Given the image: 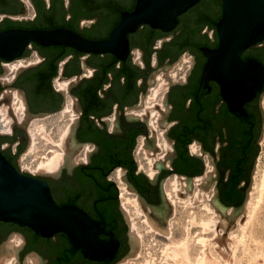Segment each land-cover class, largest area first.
Segmentation results:
<instances>
[{
	"label": "flooded vegetation",
	"instance_id": "obj_1",
	"mask_svg": "<svg viewBox=\"0 0 264 264\" xmlns=\"http://www.w3.org/2000/svg\"><path fill=\"white\" fill-rule=\"evenodd\" d=\"M136 2L137 0H0V31L8 28L66 26L90 38H107L122 19L123 11H132ZM222 10L223 0H198L178 15L177 23L170 29L142 24L127 33L129 50L124 59L112 52H84L74 46L44 45L34 40L27 42L14 56L0 54V99L4 97L2 95L7 88L20 91L27 110L24 118H29L57 111L70 97L74 99L78 112L74 124L75 137L81 143H91L90 159L86 162L77 161L71 167L63 164L53 172L38 176L49 183L53 196L59 203H74L83 207L105 228L106 231L101 232L100 236L108 239V232L112 231L120 244L109 263L88 258L73 260L67 264H114L128 253L131 232L127 217L120 201L109 194L110 188L114 190L117 186L116 183L109 184L112 181L109 174L122 165L110 166L113 161L100 142L104 140L118 149L129 145V150L126 147L124 149L134 158L135 145L131 147L133 139H137L142 133L148 134L150 127L146 117L132 114V107L141 105V99L156 71L176 64L183 55L185 66H180L179 71H172L175 77H171L173 73H170L169 85L163 95L162 120L166 124L165 132L173 144V169L155 175L153 181L145 175L146 191L138 188L129 177L128 179L142 197L158 206L157 199L162 200L160 183L169 172H172L170 175L183 173L187 177H194L205 169L203 155L211 154L216 169L221 174L220 197L226 204L236 203L235 200L227 202L223 191L230 173L235 172L236 162L240 157L243 178L239 186L248 182L253 164L255 136L259 133L261 122V92L243 104L244 111L232 110L223 95L220 82L204 73L208 57L202 47L213 48L218 45L217 22ZM263 50L264 45L254 44L244 49L241 55L244 59L253 57L264 62ZM21 58L32 61L10 75L6 64ZM54 60H57L58 70L53 75ZM56 77L68 80V86L65 89L56 86ZM68 87L69 91L66 90ZM17 122L21 121L17 119ZM90 123H95L98 129L90 126ZM26 134L29 133L26 131ZM26 134L17 123L9 131L0 129V148L19 169L17 161L26 146ZM13 144L16 145L15 149H12ZM192 144L198 145L201 154L192 152ZM177 148L187 150L186 170L180 171L178 168ZM241 192L243 193V187ZM12 223L14 222L0 221V249L6 238L12 233H19L23 238L20 258L34 251L41 256L43 264H61L56 262L55 254L67 244L63 234L59 233V240L55 236L51 237L52 243L49 246L40 243L32 247V233L27 226L17 223L18 227Z\"/></svg>",
	"mask_w": 264,
	"mask_h": 264
},
{
	"label": "water",
	"instance_id": "obj_2",
	"mask_svg": "<svg viewBox=\"0 0 264 264\" xmlns=\"http://www.w3.org/2000/svg\"><path fill=\"white\" fill-rule=\"evenodd\" d=\"M197 1L137 0L132 11H123L122 19L112 29L110 36L102 39L87 37L78 30L66 26L54 28H8L0 31V54L14 56L22 50L27 42L34 40L44 45L64 44L74 46L84 52H112L118 58L124 59L129 50L127 36L129 31L145 23L153 27L170 29L177 23L178 15L190 8ZM217 31L219 34L218 45L213 48L208 46L202 47L208 57L204 66V73L220 82L223 95L232 110L244 111L243 104L253 96L258 95L264 87V62L253 57L244 59L241 55L244 49L264 41V0H223V10L217 22ZM7 68L8 70L11 69L9 66ZM69 89L68 87L66 90L69 91ZM4 91L5 95L0 99V103L5 101L6 104H10L9 114H12L15 119L12 122V126L14 123H17L23 127L25 134L26 131L29 133L27 126L32 117H25L21 123L17 122L18 118L11 104L13 89L7 88ZM18 94L23 97L20 91H18ZM74 109L76 111L75 106ZM44 114L46 113L41 115ZM76 119L77 117L75 118V122ZM75 122L72 125L70 134L66 138L65 144L64 164H68L70 167L75 165L74 156L84 145V143L79 142L75 137ZM98 124L103 126L102 123L98 122ZM160 124L162 126L166 125L162 119L160 120ZM149 127V133L144 138V146L155 148L156 132L150 125ZM26 135H28V140L22 152L27 151L31 143L30 133ZM165 135L170 140L167 132H165ZM90 152L91 150L87 152V160L90 159ZM86 161L80 158L79 163ZM17 163L21 169L0 148V221L16 222L19 225L31 228L41 236H55L56 240L60 239L59 233L62 232L67 235L75 248L81 250L85 257L106 263L112 261L120 244V240L113 236V232H108L110 238H102L100 233L105 232V228L87 210L74 203H59L55 199L49 183L43 177L38 176L53 171L39 170L37 174H34L27 168L22 170L21 153ZM154 167H158V171L155 173L156 176L162 171H172L173 169L172 164L166 166L165 161L162 159L155 161ZM140 172L146 175L143 170ZM169 173L171 174L172 172ZM178 174L188 176L183 173ZM168 175L160 183L162 187V200L157 199L156 203L158 206L151 204L141 196V193L128 179L127 171L122 175L128 182L129 188L138 192L139 199L147 215L159 230L166 234L170 233L168 218L174 211L173 203L166 198L163 189L164 181ZM220 176L221 174L217 169L216 193L218 198L225 203L219 193L221 188ZM249 179L248 182L242 184L244 197ZM150 180L153 181V178H150ZM244 197L239 202L231 205L242 204ZM12 235L13 233L6 238L0 249V256L7 252H14L18 257L19 264H26V255L20 258L19 250L21 244L16 245L14 241H11L10 237ZM17 235L20 234L17 233ZM64 238L66 240L65 236ZM137 247L138 238L136 234L131 233L129 251L118 261L134 253ZM43 262L40 256V261L37 264H43Z\"/></svg>",
	"mask_w": 264,
	"mask_h": 264
},
{
	"label": "rangeland",
	"instance_id": "obj_3",
	"mask_svg": "<svg viewBox=\"0 0 264 264\" xmlns=\"http://www.w3.org/2000/svg\"><path fill=\"white\" fill-rule=\"evenodd\" d=\"M259 44L264 45V41ZM184 59L185 55L179 57L178 61H176V64L174 63V65L172 66L163 67V69H159L156 71V75L151 77L152 82L149 85L145 95L141 99L142 104L139 106H142L144 104L145 99L150 92V89L157 84L158 75L163 73L164 76L166 75L167 79H170L169 76L172 71H179L180 66H185L186 61ZM2 102L3 103L1 104L4 105L5 102ZM66 102L64 103L62 108L58 109L57 111L46 113L41 116L60 112L64 109ZM11 103H13V101H11ZM7 105L9 106V104ZM138 107H132V114L133 110ZM259 107L262 115V125L260 133L258 135L259 149L254 161L243 203L240 205H227L219 199L221 204L226 208L223 209L221 207H218L222 217V221H224L225 219L226 223L225 225H222L224 222L221 221L216 226L215 230L205 233L206 238L208 239L206 244L207 248L205 246L206 256L209 260L211 259L210 261L214 262L213 264H264V88L260 93ZM157 108L159 109L160 106H158ZM11 116L13 115L11 114ZM36 117L39 116L32 117L28 123L27 130L29 133L30 122ZM60 117L61 118L59 119V122H62L64 125L70 119V114L67 112L60 115ZM147 117L148 116H146V118ZM4 119H6V117H4L3 113H0V129L2 131H9L11 127L8 128L5 125L6 121ZM23 119L24 116L22 119H18V121L22 122ZM14 121L15 119L13 117L12 122ZM56 125V123L47 124L45 132L42 130H38L35 145L32 146L31 141L27 151L21 152L22 170H24V168L29 169V166L31 165V167H34L40 160L54 153V150L58 149L56 151H60L59 149L61 147L57 145V142L59 141L60 131L55 129ZM159 127L166 129V125L162 126L160 123ZM45 134L51 135L55 141H53L52 139V141L48 140ZM142 135L146 134L142 133L137 137L133 149V155L137 162V170L139 172L143 170L149 178H153L155 174L151 176L148 158H146L143 154L144 152L142 151V148L138 146L140 137ZM85 144L91 145V143L89 142L84 143L80 151L74 156L75 162H80L81 154L83 153ZM15 147L16 145L13 144V149H15ZM172 156L174 157L175 154H173ZM31 167L29 170L32 173L37 174V171H33ZM112 171L109 174V178L111 180H114L118 187L119 201L121 203L120 185L119 182L115 178H113ZM126 171L127 170L124 168V173H126ZM214 183L217 184V169L214 173V177L211 178L210 182L206 185L207 190L212 191V185ZM163 189L164 191H166L165 188ZM173 209V213L168 218V224L170 228L169 234L152 228L145 221L144 214L129 215L125 212L129 221V230L132 234H136L138 238V247L134 253L128 255L125 259L114 264H181V262L182 264L190 262L195 263L194 260L198 255H200L201 250L203 249V246L201 247V243L199 242V237L203 233L199 230L198 225L193 223V219L191 220V217L193 215V211H191V208L188 211H182L181 209L175 208V205L173 204ZM134 224H136L137 228H134ZM138 231L141 233H139ZM214 231H218L220 234H218V232H216L215 234ZM14 234L15 233H13V235ZM12 236L10 238H12ZM184 245L186 246L184 247ZM177 248L178 250L181 248L187 249L189 256L188 259H191L193 261H189L186 258V260H184V256L183 258H180L182 257V255H177ZM29 254H36L40 258L39 254L34 251L28 252L26 256ZM183 261H186V263H183Z\"/></svg>",
	"mask_w": 264,
	"mask_h": 264
},
{
	"label": "bare ground",
	"instance_id": "obj_4",
	"mask_svg": "<svg viewBox=\"0 0 264 264\" xmlns=\"http://www.w3.org/2000/svg\"><path fill=\"white\" fill-rule=\"evenodd\" d=\"M31 61L32 59L28 60V59L21 58L17 60H11L6 65L11 68L9 70L10 75H13L18 70V68L22 67L23 65ZM10 75H8V77ZM173 77H175V73H173ZM157 78H158L157 84L150 89V92L148 93L144 104L133 110V115L143 117V118L148 116L147 118H148L149 125L156 132L155 148L144 146L145 144L144 138L146 137V135H142L140 137L139 145H138L140 148H142V151L144 152L143 154L145 155V157L148 158L151 176H153L158 169V167H154L155 161L162 159L165 161L166 166H170L172 157H173L172 156L173 155V144L166 137L165 129L159 127V123L163 115L162 109L164 108L163 95L169 85V79H167L166 75L164 76L163 73L159 74ZM68 83L69 81L66 79L62 78L60 80L59 77L55 78V85L58 86L59 88L65 89L68 86ZM4 95H5V91L3 92L2 96ZM11 101H13V103L11 104L14 109V113L17 115V118L22 119L26 111L25 101H24V98L18 94V90L13 89V96H12ZM1 103H0V113H3L4 117H6V119H4L6 121L5 125L8 128H10L11 122L13 119V116L9 114L10 104L8 106L6 103L4 105ZM158 106H160L159 109L157 108ZM67 112L70 114V119L68 120L66 124L63 125L62 122H59L60 121L59 119L61 118L60 115L67 113ZM77 115H78V112L75 111L74 109V99L69 97L64 109L61 110L60 112L55 113V114H49L46 116L36 117L31 120L29 131L31 134L32 146L35 145L36 143L38 130L40 131L42 130L45 132L47 124L56 123L57 125L55 129L60 131L59 141L57 142L58 143L57 145H59L61 148L59 149L60 151H56L58 149L54 150V153L40 160L37 163V165H35L34 167H31L32 165L29 166V169L31 167L33 171H39V170L55 171L62 164H64V161H65L64 154L66 152V149H65L66 138L68 137V135L70 134L72 130V125L75 122V118L77 117ZM45 135L48 140L52 139L53 141H55L51 135H48V134H45ZM89 150H91V145L85 144L83 148V153L81 154V158H83V161H86L88 159L87 152ZM191 150L194 153L201 154L198 148V145L196 144L191 145ZM203 158L205 159V169L202 174L196 175L194 177H187L185 175L174 174V175L168 176L166 181L164 182L165 190L167 192L166 193L167 197L175 205V208L181 209L182 211H188L191 208L192 209L191 211H193L191 220L193 219V223L198 225L199 230L203 233L199 237V242L201 243V247L203 246V249L201 250L200 255H198L197 258L194 260L195 263L190 262L191 264H213L214 263L210 261L211 259L209 260L206 256L205 246L207 244L208 239L206 238L205 233L215 230L216 226L222 221L219 208L221 207L223 209H226L221 204V202L219 201V198L217 197L216 184L214 183L212 185L213 187L212 191L207 190V187H206V185L210 182V179L214 177V173L216 171L215 160L210 155H203ZM123 174H124V167L122 166H118L112 171L113 178H115L119 182V185H120L121 205L124 211L129 215L144 214L145 221L152 228L159 230V228L153 223V221L147 215L139 199L138 192L129 188L127 181L122 177ZM222 222H224L222 225H225L226 220L224 219V221ZM134 228H137L136 224H134ZM219 232L218 234H220ZM10 240L14 241L16 245H20L22 242V237L20 235H17V233H15L12 236V238H10ZM185 246L186 245H184V247ZM178 248H177V251L175 250L177 252V255L179 256L182 255V257L180 258H183L184 256V260L188 259L189 257L188 252H187L188 250L182 249L183 246L179 250ZM39 261H40V258L36 254H29L26 256V264H37ZM184 262L186 263V261H183V263ZM190 263H186V264H190ZM0 264H19L18 257L16 256L14 252H7L0 257Z\"/></svg>",
	"mask_w": 264,
	"mask_h": 264
},
{
	"label": "trees",
	"instance_id": "obj_5",
	"mask_svg": "<svg viewBox=\"0 0 264 264\" xmlns=\"http://www.w3.org/2000/svg\"><path fill=\"white\" fill-rule=\"evenodd\" d=\"M52 74H56L58 70V63L57 60L52 61ZM261 125V122H260ZM90 126H94L95 128L98 129L95 123H90ZM100 130V129H99ZM259 132V131H258ZM102 144V147L104 148L105 152L108 154L109 158L113 161L112 165L114 164H120L124 168L127 169V174L129 179L136 185L138 188L141 190L146 191L147 188V177L145 176L144 173L142 172H136L137 170V162L131 155V153L128 151L130 149L129 145H125L123 148L118 149V147H113L112 145L108 144L103 140V142H100ZM136 143V138L133 139L131 143V147L134 146ZM185 146V145H184ZM128 148V152L125 151L124 148ZM178 149V158L176 159V163L178 164L179 170H186L188 167L186 165V160H187V150L185 148H177ZM259 145H258V133L255 136V147H254V154H253V159L254 161L257 153H258ZM20 151V149H19ZM125 152L127 154H125ZM8 157V156H7ZM10 159V157H8ZM121 159V160H118ZM11 160V159H10ZM241 160L242 158L240 157L239 161L236 162V170L235 172H231L227 181H226V187L225 190L223 191V196L224 199L227 202H233L235 200L236 202H239L240 200L243 199L244 193L241 192L242 187L239 186L240 181L242 180V166H241ZM12 161V160H11ZM119 161V162H118ZM118 162V163H117ZM144 181V182H143ZM109 184H115L114 181H110ZM119 190L117 186L113 190V188H110L109 194L112 195L114 198L118 199L119 202V196H118ZM14 226L19 225L14 222L12 223ZM32 233V238H31V245L32 247L38 246L40 243H45L48 246L52 243L51 237H44L39 234H37L35 231H33L31 228L27 227ZM60 234H63V236L66 237L67 244L61 247L58 252L55 254L56 257V262L61 263V264H67L73 260L76 261H82V260H88L87 257H85L81 250L79 248H75L72 243L70 242L69 238L67 235L64 233L60 232Z\"/></svg>",
	"mask_w": 264,
	"mask_h": 264
}]
</instances>
